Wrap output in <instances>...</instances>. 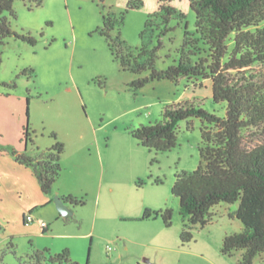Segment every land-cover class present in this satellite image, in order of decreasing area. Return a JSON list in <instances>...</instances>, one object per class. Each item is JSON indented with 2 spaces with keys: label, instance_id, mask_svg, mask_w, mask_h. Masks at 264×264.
<instances>
[{
  "label": "rangeland",
  "instance_id": "rangeland-1",
  "mask_svg": "<svg viewBox=\"0 0 264 264\" xmlns=\"http://www.w3.org/2000/svg\"><path fill=\"white\" fill-rule=\"evenodd\" d=\"M128 1L14 3L12 28L30 33L37 43L12 36L0 44V80L15 83L0 88V250L7 240L15 245V252L4 256L6 264H19L34 249L57 253L64 248L80 264H237L241 258L240 251L228 256L221 250L226 235L243 229L230 216L239 202L215 205L210 222L193 229L194 239L181 241L180 202L172 187L177 172L192 171L200 163L202 121L182 120L177 145L167 152L149 150L130 133L160 120L164 107L173 102L196 98L219 116L225 115L226 103L213 100L210 79L189 87L186 80L153 81L136 94L129 89L136 75L122 70L96 31L103 7L119 15ZM143 1L141 8L126 14L120 28L133 47L140 45L147 17L158 8V0ZM172 5L187 14L194 29L189 0H172ZM118 31L116 26L112 33ZM183 33L178 27L174 47ZM159 63L165 67L169 62ZM27 121L35 142L26 148L22 133ZM52 133L65 144L55 187L85 201L69 204L73 213L68 218L61 215L56 194L44 193L33 170L20 165L12 152L45 150L55 143ZM139 178L145 180L143 186L137 185ZM122 206H167L173 211L172 225L167 228L162 219L151 225L124 221L118 216ZM28 215L34 220L26 222ZM40 220L48 224L46 232ZM253 264H264V255Z\"/></svg>",
  "mask_w": 264,
  "mask_h": 264
},
{
  "label": "trees",
  "instance_id": "trees-1",
  "mask_svg": "<svg viewBox=\"0 0 264 264\" xmlns=\"http://www.w3.org/2000/svg\"><path fill=\"white\" fill-rule=\"evenodd\" d=\"M16 1L0 0V44L14 36L36 45L37 39L30 33H19L12 28L10 19L17 17ZM35 1L37 6L43 3V0ZM189 3L196 16L194 29L189 28L187 14L172 5V0H158V8L148 15L140 33L141 43L136 47L122 37L120 28L126 14L141 8L143 0H129L119 15L103 7L102 24L96 31L105 37L113 59L122 70L136 75L128 82L135 94L153 81L170 80L179 84L186 80L187 85H202L206 79L212 81L213 100L226 103L224 116L208 111L201 106L202 100L194 98L166 105L160 120L131 128L130 133L149 150L167 152L177 145L182 120L202 121L200 163L192 171L177 172L172 187L180 202L181 241L187 244L194 239L193 229L210 222L215 205L239 202L230 216L238 218L243 229L226 235L221 250L228 256L240 251L237 264H253L257 256L264 255V0H189ZM116 26L119 31L114 35ZM178 27L184 31L183 40L174 47ZM166 48V53L161 55ZM160 60L169 63L161 67ZM2 85L15 87L13 82L0 80V88ZM33 133L27 121L22 133L26 148L34 146ZM51 135L55 143L45 150L12 152L20 165L33 170L42 191L54 195L63 170L61 158L65 144L56 133ZM145 183L139 178L137 185ZM62 197L71 205L85 204L72 194ZM172 215V209L167 206L146 208L141 217L131 220L162 219L169 228ZM25 221L28 222L27 216ZM14 249L11 239L0 250V264H6V252H15ZM19 264L80 263L64 248L57 253L34 249Z\"/></svg>",
  "mask_w": 264,
  "mask_h": 264
},
{
  "label": "crops",
  "instance_id": "crops-1",
  "mask_svg": "<svg viewBox=\"0 0 264 264\" xmlns=\"http://www.w3.org/2000/svg\"><path fill=\"white\" fill-rule=\"evenodd\" d=\"M200 83V82H199ZM191 85H194V86H198V85H195L194 83H190L189 85H186V86H191ZM202 85H203V82H202ZM55 194H59V195H69L68 193H62L60 192L59 190L56 189L55 187ZM146 208H152V209H161V208H164L163 206H122L120 208V211L118 213V216L120 218H122L124 221H132L131 219L132 218H139L142 216L144 210ZM156 221H159V219H155V220H143V221H132V222H136V223H146L147 225H151L152 223H156ZM44 232H46L44 230ZM10 240H7V242H9Z\"/></svg>",
  "mask_w": 264,
  "mask_h": 264
},
{
  "label": "water",
  "instance_id": "water-1",
  "mask_svg": "<svg viewBox=\"0 0 264 264\" xmlns=\"http://www.w3.org/2000/svg\"><path fill=\"white\" fill-rule=\"evenodd\" d=\"M54 200L62 216L68 217L73 213L69 208V203L61 195L56 194Z\"/></svg>",
  "mask_w": 264,
  "mask_h": 264
},
{
  "label": "built area",
  "instance_id": "built-area-1",
  "mask_svg": "<svg viewBox=\"0 0 264 264\" xmlns=\"http://www.w3.org/2000/svg\"><path fill=\"white\" fill-rule=\"evenodd\" d=\"M34 218L32 215L27 216V221H33ZM40 224L42 225L43 228H47L48 224L45 221L40 220Z\"/></svg>",
  "mask_w": 264,
  "mask_h": 264
}]
</instances>
